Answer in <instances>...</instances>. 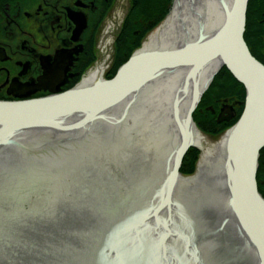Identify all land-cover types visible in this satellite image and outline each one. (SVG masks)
Wrapping results in <instances>:
<instances>
[{
	"label": "water",
	"instance_id": "1",
	"mask_svg": "<svg viewBox=\"0 0 264 264\" xmlns=\"http://www.w3.org/2000/svg\"><path fill=\"white\" fill-rule=\"evenodd\" d=\"M181 2H188L189 14L197 16V0H175L170 17ZM249 2L232 0L231 6H228L222 0L220 7L225 24L220 30L207 37L200 36L195 42L181 48L142 55L139 50L111 81L98 82L88 88H81L80 84L63 96L45 100L0 102V138L4 137L2 139L8 141L5 144L0 141V154L12 148L17 150V154L32 157L31 154L37 152L31 151L30 145H42L37 143L38 139L75 135L79 130L87 134L85 128L91 125L96 134L93 144L107 146L106 149L111 151L110 162L117 160L114 167L107 168L102 164L93 166L89 184L74 176L70 171L69 159L57 160L54 150L50 154H42L45 156L42 178L57 181L63 194L56 195L58 203L54 207L46 209L53 203L42 201L43 211L23 212L17 210L10 200L3 201L6 194L3 189L8 188L5 181L10 177H18L20 170L28 166L26 163L30 162L34 170L39 166L34 160L18 165L9 158L0 159V264H264V199L259 193L257 182L260 156L264 150V65L254 58L245 41ZM182 28L185 30V27ZM200 30L204 32V27ZM193 57V60H189ZM196 59L198 61L195 62ZM216 59L221 60L222 65L202 91L197 92L184 122L185 132L181 124L176 122L180 141L173 160L174 166L166 177L161 181L159 179L158 191L150 187L156 182V176L150 170L148 156L143 154L139 159L128 148L126 152L122 147L108 148L109 145L122 144L116 141L104 144L98 136V130L101 126H115V123H110L115 119L106 114H115L125 107L122 118H116H120V124L123 125L132 111L133 103L153 82L151 78L159 77L166 71L171 74L179 68L191 66L193 72L188 80L195 79L194 73L197 74ZM142 65L148 68L144 70ZM223 68H227L243 86L246 99L241 118L229 131L228 144L224 150V170L221 168V174L225 175L222 187L212 181L207 185V189H210L207 193L201 194L200 191V195L194 198L188 196L178 199L174 191L178 179L182 178L180 182L185 180L184 183L189 186L199 176L185 179L180 174L184 158L194 148V130L197 128L193 116ZM48 89L56 93L48 80L43 78L28 94ZM131 100L134 101L128 105L127 102ZM174 114L177 118L178 114ZM60 117L65 119L59 120ZM235 118L236 113L229 108L222 112L218 123H230ZM58 132L63 133L56 134ZM232 145H243L236 164L231 154ZM119 148L121 150L118 152ZM13 165L21 169L18 172L4 170ZM61 174L63 176L57 179ZM86 190L90 193H86ZM151 202L158 209L154 214L155 219L144 223L149 235H161L162 228H166L165 221H161V213L167 210L172 215L173 228L181 227L189 235L193 229L205 228L207 222L209 225L210 222L217 224V230L212 233H217L220 244L107 241L109 231L111 235L116 230L126 228L123 225L128 223L129 218L141 208L149 207ZM104 206L109 209L101 213ZM179 209L180 213L177 212ZM192 212L196 214L191 216L199 221L189 219ZM102 214H108L112 220L108 223L111 228L100 225L105 222ZM158 225L160 230L156 229ZM225 229L228 236L223 240L221 233ZM246 232L255 235L257 245L225 244L230 237L235 239ZM165 239V242L172 240L169 233Z\"/></svg>",
	"mask_w": 264,
	"mask_h": 264
},
{
	"label": "bare ground",
	"instance_id": "2",
	"mask_svg": "<svg viewBox=\"0 0 264 264\" xmlns=\"http://www.w3.org/2000/svg\"><path fill=\"white\" fill-rule=\"evenodd\" d=\"M221 1L222 0H197V4L195 6L197 16H192L189 14L188 2H183V3L181 2L180 6L176 5L174 12L171 15V17L168 19V21L163 26L161 25L162 27H160L157 32H155L153 35L150 36L148 41L145 43L143 49L141 50L140 55L156 54L159 52H164L166 50L181 48L186 44L195 42L200 36L207 37L214 34L216 31L221 29L222 25L225 24L224 13L221 11V7H220ZM225 2H227L228 6H231L232 4V0H225ZM182 27H185V30ZM201 27H204L205 33L201 32L200 30ZM112 30H113L112 25H109L105 30V35L103 34L104 42H105L103 43V46H101V49L103 51L104 48H108L110 44ZM194 58L195 57L189 60H193ZM196 61H198V59H196L195 62ZM221 65H222L221 60L219 59L214 60L210 64L205 65L203 68H201L200 71L197 72V74L194 73L193 76H196L195 79L192 78L188 80L189 75L193 72V67L191 66H185L183 68H179L176 71L173 70L174 72H172L171 74H169V71H166L164 74L160 75L159 77L151 78L150 81L153 80V82L151 83V85L147 87V89L143 91L144 93L140 95L139 99L133 103L134 105L132 104L133 105L132 111L129 113L130 115L127 117L123 125L120 124V118H122L121 116H123L126 111L125 107L120 109V111H117L115 114H110V113L106 114L107 116H111L112 119H115L110 121V123H115L114 124L115 126H101L100 129L98 130V136L100 140L105 142L104 144H108L109 142L116 141L119 144L133 143V145H126V147L127 146L133 147L137 143L143 146L144 143L141 142L142 140L140 138L141 132L139 133L137 130L139 126L143 129L144 123L145 125H147L149 120L147 119L142 120L140 114H146L148 116H151L150 107H154L155 114H153L152 116L155 119L152 118V121H156L157 125H161L162 127L161 130L165 134L164 145H173V147L170 148L164 147V150L167 149L166 150L167 154L163 159V163H162L163 148L159 146L161 145L160 143H156V140L150 139L149 140L150 144L144 145L145 149L151 150V154L149 155V160L152 162L150 170L154 172L156 176V182L154 183V185H150V187L156 189V187H158V185L160 184L159 179L161 181L163 177H166L169 174V171H171L173 167L174 156L177 152L178 143L180 141L178 124L176 122L178 121V123L181 124V129L183 132H185L184 122L187 117V114L189 113L192 107L197 92L202 91L203 87L211 80L212 76L220 69ZM141 67H143L144 70L148 68V66L146 67L145 65H142ZM107 69H108L107 60L103 61L102 63H99V65L96 67L95 70L88 73L87 77L84 79L81 88H88L95 85L98 82H104L105 73ZM132 73L133 72H131L130 74ZM133 75H136V73H134ZM131 82L132 79L129 81V84ZM138 92L141 93L142 90L139 89ZM148 95H150L149 100L147 97ZM146 98L147 101L144 103V99ZM134 100L127 102V104L129 105ZM142 103H144L143 105H146L145 109L143 108L144 110L143 109L141 110L139 108V106ZM177 106H178V111H177ZM174 113L178 114L177 118L174 117L175 115ZM117 117L120 118L116 119ZM63 119L65 118H61V117L59 118V120L62 121ZM105 125H107V123H105ZM132 125L134 126L132 127ZM85 131L87 132V134L84 133V130H79L76 131L77 134L75 135L64 134V135H56V136L59 138V140L62 143L64 144L70 143L71 145H73L75 151H77L82 146H87L91 148L99 147V151H101L102 147H100V145L93 144L96 136V134L94 133V128L91 125H88L85 128ZM62 133L63 132H58L56 134H62ZM137 135L139 137H136ZM54 136H50L49 138L42 137V139L37 140V143L41 144L42 142H48L49 140H51L50 138H54ZM229 136L230 133L228 132L222 138L221 142L212 144L198 129L194 130V142H193L194 148L201 151L204 157L202 163L200 164V174L195 181H192L190 185L187 186V184L184 183L185 180L184 182H180L182 181V178L178 179L174 189V191L177 192L178 199L180 197L181 199H185L188 196L194 198L200 195L199 193L200 191L202 192L201 194L207 193L210 190L207 189V185L209 184V182L211 184L212 181L213 183L220 184V187H222L221 183L224 180L223 178H225V175L221 174V168L222 170H224L223 163L226 158V153H224V150L227 147ZM2 138H0L2 144L8 142L7 140ZM133 139L136 141L134 142ZM2 144L0 143V145ZM37 146L40 145H30V147L32 148H36ZM121 146L123 145H116L109 148L112 149L113 147H121ZM242 147L243 145H232L231 154L233 157V162L235 164L238 162L237 155L238 152L240 151V148ZM8 149L9 151H4V153L0 154V159L5 160V158H9V160L11 159V161H13L14 164H18V165L24 164L23 163L24 158L28 159V161L30 160V157H27L24 154L21 155L17 154V150L15 149L12 148H8ZM120 150L121 149L119 148L117 151L119 152ZM141 150L143 151V149ZM88 154L93 155L94 154L93 150L89 149ZM55 155L57 158L59 157L56 153ZM73 155L70 156L69 162L73 160L72 159ZM214 155L217 156V163L214 162L210 163V159L214 157ZM158 157H160L161 164L156 163ZM168 157L169 159L166 161V158ZM36 162L37 165L42 169V165L39 164V161ZM26 164L28 165L26 167L27 171L30 170L31 171L30 173H33L36 170L35 174L29 175V173L26 170L21 169L22 172L19 173L25 175L26 178L28 175L29 178L21 180L20 181L21 184H19V187H17L19 183L17 177L15 179H12L10 177L8 180H6L5 185H7L8 188H10V190L8 191V188L6 187L3 189L5 191L4 193H6L4 194L5 195L4 199H15L17 203L21 204V202L26 201L27 198L35 197L32 194L36 193L37 197L39 199H41L42 197V200L46 201V203L48 202V200H52L53 206L52 204L48 205L46 206V209H49L50 207H54L56 203H58V200L56 197H53V195L51 194V192H53L51 191L53 189L52 186L51 185L48 186V183L42 182V170H40L37 166L36 169L34 170L30 162ZM71 165L72 168L79 167V162L73 161ZM7 169H9V167ZM62 176L63 174L59 175L57 179H60ZM10 203L16 205L15 202H10ZM148 205L149 207L146 206L145 208H141L136 212L134 216L129 218L128 223L123 225L126 228L122 230H116L115 232H112L111 235L108 234L110 232L109 231L107 233L108 236L107 241L220 244L218 243L219 240L217 233H212V231L217 230L218 228L217 224L210 222L209 225V223L207 222L205 228L199 227L195 230L193 229L191 230L189 235L186 234L187 231L185 229H182L181 227H176V229L173 228L172 215L167 210L164 212L162 211L161 213V221H165L166 224V228H162L161 230V235L158 237H155V235L153 236L149 235V231L147 229L148 227H146L145 224L148 223V221H150L151 218L155 219L156 215L154 214H156L158 206L153 202H151V204ZM108 209L109 208L107 206H104L101 208L100 212L104 213ZM137 209L138 208H135V210ZM177 212L180 213L181 212L180 209ZM193 214L196 213L194 212L190 213L189 219H191L192 221H199L200 219L197 218L195 219L191 216ZM34 216L36 217V215ZM102 217L105 222H103V224L100 225H103V227L104 226L110 227L108 223H110L112 220L108 217V214H102ZM116 217L117 216H114V218ZM156 229L160 230V226L158 225ZM168 233L169 236L172 238V240L169 242H165L166 241L165 238L168 235ZM255 240L256 239L254 234H250V233L247 234L246 232L244 233V236H238V238L235 239L230 237L229 241L226 242L225 244L257 245V242Z\"/></svg>",
	"mask_w": 264,
	"mask_h": 264
},
{
	"label": "flooded vegetation",
	"instance_id": "3",
	"mask_svg": "<svg viewBox=\"0 0 264 264\" xmlns=\"http://www.w3.org/2000/svg\"><path fill=\"white\" fill-rule=\"evenodd\" d=\"M118 2L0 0V102L50 97L49 89L28 94L43 78L59 95L82 81L93 58L96 28ZM86 147L81 148L86 150ZM45 148H52V145H42L36 155L31 154L30 160L42 165L45 159L42 154L47 153L42 151ZM55 153L54 158L65 161L74 154L70 165L73 161L80 162V148L75 151L73 145H59ZM80 170L84 172L80 179L91 176L88 165L70 171L79 176ZM85 192L90 193L89 190Z\"/></svg>",
	"mask_w": 264,
	"mask_h": 264
},
{
	"label": "rangeland",
	"instance_id": "4",
	"mask_svg": "<svg viewBox=\"0 0 264 264\" xmlns=\"http://www.w3.org/2000/svg\"><path fill=\"white\" fill-rule=\"evenodd\" d=\"M131 3L132 0H119L118 5L114 8V10L111 12V14H109L107 17H105L104 21L102 23H100L98 25V27L96 28L95 34H94V40L93 41L94 45H93V52L95 55V63L90 67V69L84 73V78L88 75V73H90L91 71L95 70L97 65L99 63H102L103 61L107 60V64H108V69L106 70L105 73V80L109 81L111 79L112 73L115 71V55H116V42L118 40V37L120 35V32L122 30V27L124 25L125 19L129 14V11L131 9ZM112 25L113 30L111 31V38H110V44L108 46V48H104V51L101 49V46H103L104 42V37L103 34L105 35V30L106 28ZM163 25V23L161 24ZM160 25V26H161ZM159 26V27H160ZM158 27V28H159ZM158 28L155 30L157 31ZM151 32L146 39L142 42V46L138 49L142 50L145 43L148 41V39L150 38V36L155 32ZM106 47V45H105ZM106 49V51H105ZM136 51V52H138ZM108 57V58H107ZM83 78V79H84ZM148 100L150 95L147 96ZM211 97L213 98H209L208 101L204 104L203 108H201L199 110V127L197 125L198 130L208 139V141L212 144L221 142L222 138L237 124L242 110L244 108V102L241 101V99H236V100H222L223 98L220 96L218 98L217 95H212ZM147 101V98L144 99V103ZM144 103H142L139 108L142 110L143 108L145 109L146 105H143ZM138 108V109H139ZM151 109V116H148L146 114H140L142 120H149L148 124L143 126V129L139 126L138 128V132H141V142L144 143L145 145L150 144V139L152 140H156V143H160L163 151H162V163H163V159L165 158V155L167 154L166 150H164V147H173V145H164V139H165V134L162 132L161 130V125H157L156 121H152V118L155 119L152 115L155 114V108L154 107H150ZM231 108L233 110V112L236 113V118L234 119V122H232V124L230 125V127L228 128H217L214 124H213V120L217 121L220 114L223 112V110L225 109H229ZM137 109V110H138ZM143 109V110H144ZM135 118V117H133ZM134 125H132L133 127ZM158 135V138H157ZM136 137H139L138 135ZM133 141L135 142L136 140L133 139ZM125 145V144H122ZM129 145V144H126ZM110 147V145H109ZM126 147V146H125ZM128 149H131V147L127 146ZM127 148H124L123 151L126 152ZM134 148V147H133ZM197 151V150H196ZM149 153H150V149H148V157H149ZM197 153L199 154V160L196 164V169L195 172L187 175L184 174V178L185 179H191L194 176H196L199 172V166L203 161V153L201 151H197ZM223 153V152H222ZM104 156V153H103ZM169 159L166 158V161ZM111 160V159H110ZM128 163V160L125 159ZM116 159L112 160V163L108 162V160L104 159V165L109 168V166L114 167L116 165ZM151 162V161H150ZM214 162L217 163V156L214 155V157H212L210 159V163ZM156 163H160L161 164V160L160 157H158V159L156 160ZM126 165V164H125ZM5 166L7 167L8 165L5 163ZM5 167V168H6ZM24 168V167H23ZM40 170L41 167H38ZM18 169H21L20 167L18 168V166L13 165L12 167L9 166V169H4V170H10L12 172H18ZM71 169V167H70ZM25 170L27 171V168H25ZM185 170L190 171L191 170V166L189 164L186 165ZM36 171V170H35ZM35 171L33 173H30L31 171H27L29 173V175H33L35 174ZM20 172H22L20 170ZM27 175V173H26ZM18 180L19 183L17 185V187H19V184H21V180L23 179H28V175L27 178L25 177V175L23 174H18ZM42 182H46L48 183V186H52V190L53 192H51V194L53 195V197H56V195L61 192L60 188H59V183L57 181H46L45 179L42 178ZM25 185V184H24ZM35 197H29L27 198L26 201L21 202V204L17 203L15 199H3L4 202H8L9 200L11 202H15L16 203V209L17 210H21V211H26V212H31V211H42V197L41 199H39L37 197L36 193L32 194ZM53 199V198H52ZM49 203H52V200H48ZM7 204V203H6ZM216 222L218 223V220H216ZM223 240L227 239L226 236H228V233L226 231V229L221 233Z\"/></svg>",
	"mask_w": 264,
	"mask_h": 264
},
{
	"label": "trees",
	"instance_id": "5",
	"mask_svg": "<svg viewBox=\"0 0 264 264\" xmlns=\"http://www.w3.org/2000/svg\"><path fill=\"white\" fill-rule=\"evenodd\" d=\"M172 5L173 0H132L130 12L116 42L115 71L112 73L111 79L129 61L133 53L142 46L146 37L165 21ZM245 40L254 57L264 64V0H251L249 4ZM212 95H217L218 98L221 96L222 100L241 99V101H245L244 88L227 69H224L217 76L205 95L199 110L203 108L209 98H213ZM199 110L194 116V121L198 127L200 125ZM213 124L217 128L230 127V125L219 126L215 120H213ZM198 160L197 151L191 150L185 159L182 173L187 175L194 173ZM187 164L191 166L190 171L185 170ZM257 180L259 191L264 197V151L261 153Z\"/></svg>",
	"mask_w": 264,
	"mask_h": 264
}]
</instances>
